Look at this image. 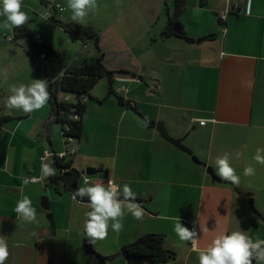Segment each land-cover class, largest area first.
Returning a JSON list of instances; mask_svg holds the SVG:
<instances>
[{
  "label": "crops",
  "instance_id": "1",
  "mask_svg": "<svg viewBox=\"0 0 264 264\" xmlns=\"http://www.w3.org/2000/svg\"><path fill=\"white\" fill-rule=\"evenodd\" d=\"M134 1L141 9L128 13L126 24L106 25L105 35H98L99 51H88L114 73L116 96L132 108L107 97V79L99 80L104 91L89 92L82 134L70 159L80 186L86 168L101 169L103 173L87 176L89 182L128 184L144 215L137 220L126 213L118 233L109 227L105 239L88 238L89 249L109 257L107 264H130L120 254L124 246L161 235L163 248L174 254L162 264H197L189 242L173 232L176 218L189 229L195 223L201 248L219 232L237 227L253 240H264V166L256 165L255 177L241 175L255 147H264V0H251L249 15L229 13L225 24L217 13L234 4L244 8L247 0H183L178 26L184 38L163 35L174 0ZM51 3L64 8L55 17L83 26L70 19L67 0ZM38 34L64 55L69 68L84 62L79 47L71 55ZM49 114L48 101L27 114L0 108V238L9 253L4 264H98L84 246L86 203L74 201L63 187H47L48 177L22 183L41 175L42 161L53 168L52 154L63 151L57 134L50 137L51 150L44 143ZM157 121L170 137L186 136L183 144L203 166L160 139ZM225 153L240 175L238 185L215 175L214 159ZM206 168L220 182L212 181ZM21 190L32 200L35 221L20 220L13 211ZM42 197H47L53 228Z\"/></svg>",
  "mask_w": 264,
  "mask_h": 264
},
{
  "label": "clouds",
  "instance_id": "2",
  "mask_svg": "<svg viewBox=\"0 0 264 264\" xmlns=\"http://www.w3.org/2000/svg\"><path fill=\"white\" fill-rule=\"evenodd\" d=\"M67 9L70 19L76 23H84L89 11L96 8V0H67ZM22 9V0H0V29H14L24 25L29 19L27 12ZM61 11H64L61 8ZM244 14H251V0H247ZM10 94L2 98L6 109H18L23 113H31L41 109L49 98L47 84L41 79H34L30 84L20 83L9 88ZM203 123V121H201ZM60 155H64L60 153ZM237 158L240 153H236ZM48 163L41 162L39 177L25 178L22 183H38L48 176L55 175V169ZM256 165L264 166V147L257 146L244 165L241 175L256 176ZM215 175L223 181L233 185L240 183V175L236 174L231 165L229 156L225 153L214 159ZM77 197H87L89 209L84 213L82 232L85 237L93 240H103L108 235L109 227L113 232L122 229L121 220L126 213L139 220L144 215L142 207L135 202V193L128 184L117 185L112 180L104 183H90L87 176L83 177V185L71 194L75 201ZM79 202V201H78ZM13 211L18 219L32 222L36 219V209L32 200L23 194L17 200ZM111 222V223H110ZM173 232L180 241H188L191 250L196 252L197 264H252L253 261L264 264V240L249 237L244 230L237 227L235 230H225L216 234L204 247H198L199 237L195 230L183 226L179 218L173 223ZM8 244L0 238V264H4L8 257Z\"/></svg>",
  "mask_w": 264,
  "mask_h": 264
},
{
  "label": "trees",
  "instance_id": "3",
  "mask_svg": "<svg viewBox=\"0 0 264 264\" xmlns=\"http://www.w3.org/2000/svg\"><path fill=\"white\" fill-rule=\"evenodd\" d=\"M46 8H53L51 0H38ZM184 6L183 0H174L173 13L168 18L164 36H176L184 38L182 32L174 33L173 27L179 23V18ZM54 27L61 28L64 33L71 38L80 41L83 45L92 43L99 51L98 34L90 27L79 24H68L56 20L54 17L48 19ZM36 35L27 26V22L17 28L12 29L11 41L16 43L25 41L28 55L32 62L36 63L40 55H44L43 64L36 66L35 79H41L47 84L49 93V117L55 120L61 129L62 138L70 137L77 141L82 134V115L85 110L84 102L89 99V92L94 88L97 81L107 79L106 96H114L121 106L130 107L128 102H124L121 97L116 96L112 87L114 73L107 71L101 63L100 58L84 61L79 67L69 68L64 55L53 49L50 45L38 43ZM68 96L70 101L62 100ZM77 117L74 119V117ZM72 156L59 158L54 155L55 175L48 176L46 186L52 189L63 187L70 195L75 189L80 187L79 175L71 168ZM78 201H86L87 198L77 197ZM147 247L132 246L128 249L126 260L134 264L130 257L146 258V264H162L174 258L171 251L165 250L162 246L161 235L147 236ZM88 237L84 236V246L89 249Z\"/></svg>",
  "mask_w": 264,
  "mask_h": 264
},
{
  "label": "rangeland",
  "instance_id": "4",
  "mask_svg": "<svg viewBox=\"0 0 264 264\" xmlns=\"http://www.w3.org/2000/svg\"><path fill=\"white\" fill-rule=\"evenodd\" d=\"M140 9V4L134 0L130 2L129 0H96V8L89 11L85 22L82 24L93 29L98 35L100 33L103 34L102 31L106 25L110 23L107 26V28H110L113 26L119 27L122 23L126 24L128 13H134ZM21 10L27 12L30 17L27 21V26L33 34L39 35L38 33H41V36L46 41L51 42L62 51H69L68 54L71 55H75L73 51H76V48L79 47L78 53L81 55V60L91 59L88 51L95 50V46L92 43L84 46L80 41H73L61 28L54 27L44 16L50 12L51 9L49 7H44L38 0H22ZM2 19L0 17V20ZM11 37L12 29H0V108H5L2 98L10 94V86L19 85L20 83L30 84L35 79L36 66L43 64V60L40 58L37 59L36 63L31 61L25 41L14 43L11 41ZM73 44L76 46L74 50L72 49ZM88 46H90V49H87ZM67 60L69 62V58ZM101 82L97 81L93 89L94 92L96 90L104 91L103 85H100L102 84ZM11 113L19 114L23 112L13 109ZM51 135H56L58 141L60 140L62 143L58 125L53 128Z\"/></svg>",
  "mask_w": 264,
  "mask_h": 264
},
{
  "label": "water",
  "instance_id": "5",
  "mask_svg": "<svg viewBox=\"0 0 264 264\" xmlns=\"http://www.w3.org/2000/svg\"><path fill=\"white\" fill-rule=\"evenodd\" d=\"M173 32L174 33H178L179 32V26L178 24L174 26L173 28ZM210 37V36H209ZM203 38H199L197 40H195L196 43H199L202 41ZM58 125V123L53 120L50 119L47 124L45 125L44 128V143L46 144V146L48 147V149L51 150V141H50V137H51V133L53 128ZM59 126V125H58ZM155 131L157 132L158 136L160 137V139H162L164 142L170 144L171 146H173L174 148H176L177 150H179L180 152H182L183 154H185L186 156H188L191 160V162L197 166H203V163H201L196 156L193 154V152L186 147L183 142L186 138V136H182L181 138H172L168 135L166 128L164 127V124L160 121H157L155 123ZM54 154H52V158H53V165H54ZM104 171L101 169H94V168H86L84 171L85 176H94L96 174H101ZM206 172L210 175L212 181L214 182H220V180L218 178H216L211 169L210 168H206ZM136 203H140L139 201L135 200ZM40 204L42 209L47 213L46 214V219L48 220V222H50V226L51 228H53V223H52V216L49 213V204H48V200L47 197H42L40 199ZM148 242H147V237H142L137 239L135 242H133L132 244L126 245L124 246L121 250H120V254L122 256H126L128 249L132 246H143V247H147ZM88 253L93 256L95 258V260L98 262V264H107L109 257L106 256H102L100 254H98L96 251H94L93 249H89ZM130 259L132 260V262L134 264H140L141 262H147L146 258H137V257H130ZM256 261H253L252 264H255Z\"/></svg>",
  "mask_w": 264,
  "mask_h": 264
},
{
  "label": "built area",
  "instance_id": "6",
  "mask_svg": "<svg viewBox=\"0 0 264 264\" xmlns=\"http://www.w3.org/2000/svg\"><path fill=\"white\" fill-rule=\"evenodd\" d=\"M61 8H63V7L60 6V5L55 4L54 7L51 8L50 12H48V13H46L44 15L45 18L47 20L50 19V18H53V17L55 19H57L58 16H56L57 17L56 18L55 15L57 14V15H60L61 16V14L63 13V11H61ZM244 8L240 7L237 4H234L233 6H231V8H226L224 10L219 11L217 13V19H218V21L221 24H225V20H226V18H227V16H228L229 13H231V12H238V13L243 12L244 13ZM58 20L60 22H62V23L65 22V19L64 18H58ZM222 32H223V29H222ZM36 41L38 43H41L42 42V40H41V38L39 36L36 37ZM43 57H44V55H40V58H43ZM136 82H138V80H136ZM62 100L68 102V101H70V98L68 96H66V97H63ZM76 118L77 117L75 116L74 119H76ZM199 125L200 126H203L204 125V122L203 123L199 122ZM75 142L76 141H74L70 137L63 138V151L61 153H63L64 155L61 156L60 153H59V154H57V156L59 158H64L66 156H72V155H74L76 153V151H77V147L75 145ZM48 154H49V152L46 150L45 153H44V156H47ZM109 180H112V179H109ZM109 180H107V181H109ZM112 181L115 184L119 185L117 181H114V180H112ZM190 230H195L196 231V225H195V223H190Z\"/></svg>",
  "mask_w": 264,
  "mask_h": 264
},
{
  "label": "bare ground",
  "instance_id": "7",
  "mask_svg": "<svg viewBox=\"0 0 264 264\" xmlns=\"http://www.w3.org/2000/svg\"><path fill=\"white\" fill-rule=\"evenodd\" d=\"M132 244V243H131ZM129 245V244H128Z\"/></svg>",
  "mask_w": 264,
  "mask_h": 264
}]
</instances>
